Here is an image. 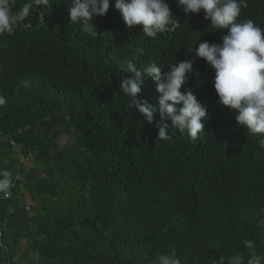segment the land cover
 Instances as JSON below:
<instances>
[{
  "label": "trees",
  "instance_id": "1",
  "mask_svg": "<svg viewBox=\"0 0 264 264\" xmlns=\"http://www.w3.org/2000/svg\"><path fill=\"white\" fill-rule=\"evenodd\" d=\"M167 2L180 27L155 39L142 25L129 29L115 0L93 18L95 38L70 23L71 0L34 6L0 35V172L14 180L0 195V264H155L172 250L182 264L237 254L246 262L245 240L264 254V135L238 124L215 91V70L188 52L221 43L227 30ZM239 19L264 28V0H247ZM185 59L199 76L182 91L209 119L196 140L169 120L171 139L157 143L160 116L149 123L120 90L133 75L122 66L155 61L167 72ZM159 95L147 78L138 98L158 107Z\"/></svg>",
  "mask_w": 264,
  "mask_h": 264
},
{
  "label": "clouds",
  "instance_id": "2",
  "mask_svg": "<svg viewBox=\"0 0 264 264\" xmlns=\"http://www.w3.org/2000/svg\"><path fill=\"white\" fill-rule=\"evenodd\" d=\"M47 4L48 0H26L21 8H13V0H0V35L11 34L15 27L27 18L34 6ZM186 15L198 14L201 11L210 21L213 31L227 30L221 43L198 42V47H188V52L203 58L215 70L214 88L220 102L236 111V121L245 127L248 133L264 135V28L252 19L241 21L242 8L247 7V0H177ZM115 8L120 11L129 29L142 25V33L155 39L163 32H173L180 27L174 18L167 0H115ZM110 0H71L68 9L70 23L79 24L81 31L90 37L98 35L93 18L106 16ZM196 44V45H197ZM135 53L143 54L142 47H135ZM194 61L185 59L171 63L162 71V67L152 61L147 67L137 68L131 61L122 69L133 75L119 82L120 90L132 98V105L145 116L149 123L155 121L158 113L160 121L157 143L171 139L168 134L171 128L180 132L187 130L189 137L196 140L204 131L209 119L206 106L202 105L196 95L182 87L189 74L199 76L194 70ZM151 78L156 82L160 94L158 107L147 100L138 98L145 80ZM25 87L28 82H23ZM6 98L0 95V107L6 104ZM264 147V139L260 141ZM18 179V177H17ZM14 186L12 174L0 172V195L7 198ZM244 246L250 250L245 262L242 254L220 256L212 264H264V254H258L254 242L245 240ZM155 264H182L175 250L157 252Z\"/></svg>",
  "mask_w": 264,
  "mask_h": 264
},
{
  "label": "rangeland",
  "instance_id": "3",
  "mask_svg": "<svg viewBox=\"0 0 264 264\" xmlns=\"http://www.w3.org/2000/svg\"><path fill=\"white\" fill-rule=\"evenodd\" d=\"M61 142L63 143V140H61ZM23 161L25 162V164H31L28 158H24ZM26 199H27V204L31 205V198L30 195L27 193L26 195ZM23 253V251L20 250L19 255H21Z\"/></svg>",
  "mask_w": 264,
  "mask_h": 264
}]
</instances>
